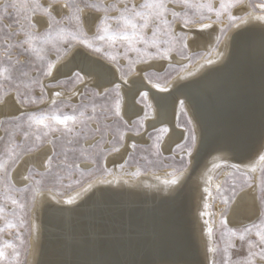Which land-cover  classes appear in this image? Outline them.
I'll use <instances>...</instances> for the list:
<instances>
[{"label":"bare ground","instance_id":"bare-ground-1","mask_svg":"<svg viewBox=\"0 0 264 264\" xmlns=\"http://www.w3.org/2000/svg\"><path fill=\"white\" fill-rule=\"evenodd\" d=\"M42 3L46 5L48 0H42ZM261 14L264 13L258 7L253 11L249 0H244L232 10V15L247 18L246 23L236 21L222 36L220 29L228 24V19L218 21L214 16L209 17L204 21L211 24L209 29L201 31L199 24L185 29L189 37L187 56L172 54L170 60L148 62L159 74L172 66L188 67L168 81L170 90L167 93H157L151 85L147 86L151 89L150 101L153 94L163 100L159 105L151 101L155 118L150 116L145 121V130L139 136L128 133L124 146L105 158L103 165L109 173L68 192L58 193L52 189L37 192L31 213V250L26 264H212L215 253L209 249L214 238L208 235L204 221L208 219L213 229L219 222L220 206L212 209L216 185L222 182L216 180V175L221 171L228 173L237 166L253 175L257 183L264 165L259 160V156L264 155V21L255 19ZM57 15L58 18L63 15V10ZM84 15L88 24L95 18L92 10H87ZM44 18H47L46 14H38L41 31L46 28ZM180 28L181 24H177V31ZM201 52L203 55L189 65L191 55ZM209 59L215 63L209 65ZM82 62L84 56H78L73 63ZM63 63L62 59L60 64ZM60 64L56 75L60 81H65L73 65L60 68ZM133 79L137 78L129 77L128 85L123 86L128 105L132 103L136 89L142 88L139 82L133 84ZM44 82L47 84L48 80ZM76 88L80 90L83 85ZM54 91L64 92L65 98L70 95L63 87H50L47 89L50 98ZM14 97L11 93L0 100V137L5 120L20 112L37 109L21 107ZM72 99L76 101L78 97ZM180 100L185 103L197 137L191 163L182 175L176 172L180 184H163L164 180L173 178V170L135 175L139 168H124L133 151L130 144L133 140L136 144H147L150 131L162 127L169 129L161 141L165 155L174 154L176 145L185 143L187 133L178 123ZM129 117L137 119L132 110L125 116L126 119ZM256 123L263 133L262 141L259 142L258 135L255 141L249 142ZM240 131L243 137H240ZM51 153L52 145L47 142L36 152L23 155L11 175L12 181L25 188L29 182L23 177L32 169L45 173V161ZM79 167L90 171L93 165L83 162ZM252 168L255 171H251ZM256 183L236 197L227 216L231 227L251 226L259 220L262 212ZM205 187L211 189L213 198L206 196ZM73 196L76 197L73 205L65 203ZM206 199L210 204V217L201 215ZM177 220L181 222L178 227ZM87 253L90 257L82 258ZM120 253L125 260H121Z\"/></svg>","mask_w":264,"mask_h":264},{"label":"snow or ice","instance_id":"snow-or-ice-1","mask_svg":"<svg viewBox=\"0 0 264 264\" xmlns=\"http://www.w3.org/2000/svg\"><path fill=\"white\" fill-rule=\"evenodd\" d=\"M241 3L243 0H220L218 8H214L212 3L193 4L192 0H142L140 3L136 0H118L111 4L95 3L93 0H48L46 5L40 0H3L0 3V34L9 38H17L14 45L5 40L2 45L4 54L9 61L12 59L11 49H18L21 54H29V59L24 63L30 65L32 73L38 74L30 76L29 72H23L22 75L29 79L31 87L26 86L25 90L21 91L20 87L13 82L6 91L9 94L15 91L14 99L20 103L21 107L25 103L43 104L48 101L46 109L20 112L19 115L13 117L12 119L17 122L16 127L22 131L25 140L30 136H35V139L40 141L42 137H47L51 133H72L78 126H83L99 137L98 143L112 144L114 150L119 151V148L115 146L122 147L129 132L134 136H139L145 130V121L149 116L152 115L155 118V109L151 101L159 105L163 97L153 94L150 101L151 89L157 90V93H167L170 90L168 73L159 74L152 70L148 62L157 59L170 60V54L175 50L183 54L188 48L189 38L185 29H190L192 25L199 24L201 31L211 27V24L204 23L206 18L202 14L189 15L187 9L195 7L199 12L206 8L209 13L215 12L218 21L226 13L229 25H234L238 20L247 22V18L232 15L231 10ZM249 3L253 11L258 7L261 13H264V0L259 5L255 3V0H249ZM60 10H63V15L58 18L57 13ZM87 10H95V18L90 24L87 23V17L84 15ZM40 11L47 13V18H44L46 28L43 31L40 28L41 21L37 19ZM73 19L76 24L70 26V21ZM255 19L264 21V14L255 16ZM178 21L181 22L179 31L175 27ZM220 31L221 33L226 32L227 26L222 27ZM149 49H154V51H149ZM130 53H135L136 56L133 58L129 55ZM53 55L55 59H51ZM78 56H84V62L74 64ZM62 59L64 63L60 64ZM121 59L126 63H121ZM16 63L19 64L21 61L17 60ZM207 63L211 65L215 62L209 59ZM58 64L60 68L73 65L65 81H60L56 75L59 71ZM137 65L148 66L137 69ZM133 76L137 78L133 79V84L139 82L142 88L136 89L132 103L128 105L127 93L123 86L128 85L129 77ZM0 77L5 82L11 81L10 68H0ZM45 79L48 80L47 84L44 82ZM69 82L71 84L68 89L69 96L65 98L64 92L54 91L51 98L49 97L48 88H61ZM77 85H83V88L77 90ZM148 85H151V89H148ZM36 86L39 87L38 96L34 94ZM74 97L80 98L79 103L73 102ZM179 107L181 113H184L183 100L179 101ZM65 108L71 111H63ZM129 110L133 111L137 119L125 118ZM90 123H94L95 127H89ZM168 131L167 127L159 129L161 134ZM185 132L187 133L185 143L176 145V148L184 153L180 157L181 167L176 170L181 175L191 163L190 158L197 143L194 126L186 128ZM59 139L57 137L48 140V143L52 145V153L45 161L47 175L52 174L53 162L59 159L60 154L56 151ZM161 139V135H157L153 141L157 156L161 155ZM137 147L138 145L133 140L130 148L135 150ZM72 151H77V149L73 148ZM79 151L84 154L86 150L81 147ZM62 154L67 158L66 153ZM6 155V160L0 159V182L6 184L11 190L14 185L10 173L21 154L12 148ZM185 156L188 157L187 160ZM259 160L264 162V155H260ZM63 162L60 161V163ZM217 166L214 165V167ZM236 170L240 171L238 168ZM176 171L173 172L172 179L163 181L164 185L180 184V176L176 174ZM251 171H255V168ZM244 176L247 177V173H244ZM23 179L29 182L24 189L27 190L33 179L32 172L30 171ZM260 185V199L264 201V176L260 180ZM249 187H251L250 183ZM203 191L208 198H213L209 187H205ZM216 194L225 204H228L230 197L224 194L219 184L216 185ZM79 195L80 193H77V196ZM6 199L23 210L24 204L17 199L11 196ZM75 202V196L65 201L69 205ZM203 207L205 211L201 215L210 217L212 214L208 211L210 204L207 199ZM5 211V207L0 206V219L4 220L0 233H3L5 229H18L24 224L23 218L15 211L12 215L17 217L18 223L8 219ZM258 219L259 223L253 222L251 226L244 225L233 229L227 227V220L222 216L218 230L223 240L224 255L219 262L213 259L212 264H264V217H258ZM204 224L208 235L213 236L214 229L210 221L205 219ZM237 241L241 249H246V253L240 259L233 260L229 253L231 249L237 247ZM8 248L13 249L15 257H19L20 253L15 244L11 241H4L0 244V264H13L6 252ZM218 250L219 244L215 242L209 249L213 253Z\"/></svg>","mask_w":264,"mask_h":264},{"label":"rangeland","instance_id":"rangeland-1","mask_svg":"<svg viewBox=\"0 0 264 264\" xmlns=\"http://www.w3.org/2000/svg\"><path fill=\"white\" fill-rule=\"evenodd\" d=\"M1 1V0H0ZM138 3L142 2V0H136ZM244 1V0H243ZM42 2V0H40ZM95 3H116L118 0H93ZM220 0H192L193 4H208L212 3L214 8H218ZM262 0H255V3L259 5ZM241 4L236 5L232 10L239 7ZM231 10V11H232ZM95 12V10H92ZM189 15H203L208 20L209 17H215L217 20L218 18L215 15V12L209 13L206 8L201 9L199 12L195 7L187 9ZM257 11V8L255 9ZM47 15V13L40 11L39 15ZM225 18L228 19L227 14L225 13L221 18H219V21H223ZM21 19L23 20L24 17L22 16ZM50 19V18H49ZM204 20V21H205ZM76 24L75 19L70 21V26ZM177 24H181V22H177ZM175 25V27H176ZM227 26V30L232 26L229 25V21ZM227 33L224 32L221 35L224 36ZM151 33L149 32V37ZM17 38H9L5 37L4 35L0 34V68L2 67H9L10 68V75L12 76L11 81L5 82L2 77H0V85H3V87H0V100L6 97L8 95V91L6 89L10 88L15 82L16 85H18L21 89V91L25 90L26 86H30V81L27 77H24L22 75L23 72H29L30 76H37L38 74L32 73L30 65L27 63H24L26 60L29 59V54H21L20 50L18 49H11L12 52V59L9 61L7 56L4 54V48L2 45H4L5 40H7V43L9 44H15ZM119 47V46H118ZM149 51H154V49H149ZM176 54L179 57H185L188 55V48L187 50L182 54L179 50L173 51L170 55ZM131 57H135V53L129 54ZM201 53H193L191 55V61L189 65H192L195 63L201 56ZM51 59H55V56L53 55ZM19 60L21 63L17 64L16 61ZM121 63H126L125 60L121 59ZM188 67H177L172 66L167 69L168 73V81L173 78L178 72H181L185 70ZM162 73L161 75H163ZM78 86V85H77ZM76 86V87H77ZM71 87L70 82L63 86L66 90H68ZM12 93L15 94V91L13 90ZM35 95H39V87H35ZM80 98L76 101H73L74 103H79ZM28 107H37L36 110L40 109H46L48 107V102H44L43 104H27ZM39 106V107H38ZM35 110V111H36ZM63 111L70 112L71 110L68 108L63 109ZM152 116V115H150ZM149 116V117H150ZM189 115L187 114V111L185 109L184 113L179 114L178 123L181 127L189 128L193 127L192 123L189 124ZM16 121L14 119L5 120L2 124V136L0 137V159H7V153L10 149L15 148L17 153H20V159L17 162V166L21 159L23 158V155L30 154L33 152H36L40 148H42L45 144H47L49 139H56L59 137L60 139L57 142L56 151L59 155V159L55 160L53 162L52 168H51V175H47L45 173L38 172L34 169L31 170L32 172V182L31 185L27 188V190H24L25 188L18 187L13 181V189H9L6 184L3 182H0V206L5 207V216L8 219L15 220L17 223L19 222L17 220V217H14L12 215L13 211H15L18 216L22 217L24 220V224L17 228L13 229H5L3 233H0V244H3L4 241H11L13 244H15L16 249L19 251L20 255L19 257H15L13 249L8 248L6 249V252L8 254L9 260L13 261V264H26L29 252L31 250V238L33 234V227L31 223V213L32 210H34L35 205V196L38 191L40 190H47L52 189L54 191H57L58 193L68 192L71 190H74L81 185H83L86 181L93 179L95 177L106 175L109 173L106 168L103 165V162L107 156L110 154L116 152L114 150V147L112 144L104 143L99 141V137L96 136L94 133L89 131L88 128H85L83 126H78L72 133H61V132H54L51 133L47 137H42V140L37 141L35 139V136H30L27 140H25L22 131L16 127ZM24 127L26 128V123L24 124ZM89 127L94 128L95 124L90 123ZM7 129V131H6ZM160 129V128H159ZM159 129L150 131L148 133L149 142L147 144L141 145L137 144V149L133 150L131 154H129L127 161L124 165V168H139V172L135 173L137 175L140 172H157V171H166V170H173L176 171L181 167V159L180 157L184 155V153L180 152L179 149H176L174 154L172 155H165L161 150V155L157 156L155 154V149L153 147V141L157 135H161L162 139L165 135V133L161 134L159 132ZM143 132V131H142ZM141 132V133H142ZM131 133V132H129ZM161 139V141H162ZM71 141V143H69ZM90 142H93L92 144H89ZM124 146V144H123ZM122 146V147H123ZM83 148L85 151L84 154L79 151L80 148ZM115 147L121 148L120 145H116ZM73 148H76L77 151H72ZM62 153L67 154V158H65V155ZM188 157L185 156V160H187ZM60 161H64L63 163H60ZM83 162H88L93 165V168L90 171H86L79 167V165ZM15 165L14 168L17 166ZM189 166V165H188ZM235 167H232L228 173H223V171L219 172L216 175V180L221 182V189L224 190V194L228 197H230V200L228 204H225L224 201L217 196L216 192L214 193V200H213V206L212 209L215 208V206H220V218L223 216L227 220V216L233 206V203L236 199V197L245 189L249 188V183L254 185L256 182L254 180L253 175L239 169L240 171H237ZM262 169H264V165L261 167L259 175L256 179L257 183V194L259 197V202L261 206V216L264 217V201H261V185L260 180L262 176H264V172H262ZM14 172V169L11 170V175ZM172 172V174H173ZM178 172V171H176ZM244 173H247V177L244 176ZM39 182V183H37ZM13 197L24 204L23 210H20L16 206L12 205L10 200L6 199V197ZM215 210V209H214ZM214 220V219H212ZM219 222L214 227V242L219 244V250L214 254L215 260L219 262L224 255L223 252V240L220 236L219 229ZM259 223V220L256 222ZM4 226V220L0 219V227ZM227 227H231L227 223ZM237 229V228H233ZM246 253V249H241L239 246V242L237 241V247L235 249L230 250V255L232 256L233 260L240 259L244 254Z\"/></svg>","mask_w":264,"mask_h":264},{"label":"water","instance_id":"water-1","mask_svg":"<svg viewBox=\"0 0 264 264\" xmlns=\"http://www.w3.org/2000/svg\"><path fill=\"white\" fill-rule=\"evenodd\" d=\"M262 81H263L262 84L264 85V80H262ZM257 84H258V81H257ZM263 112H264V111H263ZM263 112H262V115H264ZM263 119H264V117H263ZM263 123H264V121H263ZM251 124H252V123H251ZM257 126H258V123H256V129H255V130L253 129V132L250 131V132H251L250 134H252V135L250 136L251 139L249 140V142L252 141V140L255 141V137H257L258 135L260 136V140H259V142L262 141L263 133L257 128ZM254 127H255V126H254ZM259 131H260L261 133H260ZM245 133L248 134V133H249V130L246 129ZM241 136H242V131H240V137H241ZM240 137H239V138H240ZM242 137H243V136H242ZM237 139H238V137H237ZM247 143H248V142H247ZM48 206H49V205H48ZM52 216H53V215H51V217H52ZM52 219H53V217H52ZM176 222H177L176 227H178V225H180L181 222H179L178 220H177ZM171 227L173 228V226H171ZM172 228H170V229H172ZM86 256H87L88 258L90 257V256H88V253H87L86 255H83L82 258H85ZM120 257H121V260H125L124 256L121 255V253H120ZM123 258H124V259H123ZM91 259H92V258H91ZM121 260H120V262H122Z\"/></svg>","mask_w":264,"mask_h":264}]
</instances>
